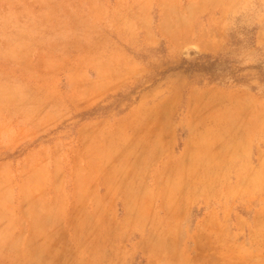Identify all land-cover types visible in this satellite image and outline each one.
<instances>
[{"label":"rangeland","instance_id":"374dc122","mask_svg":"<svg viewBox=\"0 0 264 264\" xmlns=\"http://www.w3.org/2000/svg\"><path fill=\"white\" fill-rule=\"evenodd\" d=\"M0 264H264V0H0Z\"/></svg>","mask_w":264,"mask_h":264},{"label":"trees","instance_id":"16d2710c","mask_svg":"<svg viewBox=\"0 0 264 264\" xmlns=\"http://www.w3.org/2000/svg\"><path fill=\"white\" fill-rule=\"evenodd\" d=\"M203 62L197 66L202 69L205 74H214V72L219 71L218 67L222 66V62L218 58H213L211 56H203ZM192 65H190L191 67ZM195 66V65H194Z\"/></svg>","mask_w":264,"mask_h":264}]
</instances>
